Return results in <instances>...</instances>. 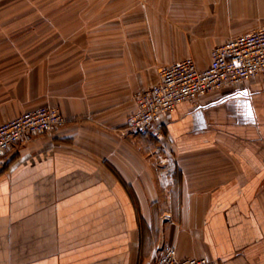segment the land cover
<instances>
[{
	"label": "crops",
	"instance_id": "obj_1",
	"mask_svg": "<svg viewBox=\"0 0 264 264\" xmlns=\"http://www.w3.org/2000/svg\"><path fill=\"white\" fill-rule=\"evenodd\" d=\"M229 4L45 0L15 15L0 0V124L41 105L66 119L0 163V264H155L164 246L264 264V78L177 105L164 156L125 127L162 68L205 69L228 37L264 27V0Z\"/></svg>",
	"mask_w": 264,
	"mask_h": 264
},
{
	"label": "built area",
	"instance_id": "obj_2",
	"mask_svg": "<svg viewBox=\"0 0 264 264\" xmlns=\"http://www.w3.org/2000/svg\"><path fill=\"white\" fill-rule=\"evenodd\" d=\"M264 78V27L231 37L211 52V61L199 69L191 57L177 61L159 71V81L134 95L135 109L127 116L125 127L163 145L162 117L177 105L225 87ZM66 124L56 106L41 105L0 124V163L7 152L30 135L52 133ZM155 264H222L211 257L180 259L174 246L161 248Z\"/></svg>",
	"mask_w": 264,
	"mask_h": 264
},
{
	"label": "rangeland",
	"instance_id": "obj_3",
	"mask_svg": "<svg viewBox=\"0 0 264 264\" xmlns=\"http://www.w3.org/2000/svg\"><path fill=\"white\" fill-rule=\"evenodd\" d=\"M45 0H16V6H15V9H14V14L15 15H18V14H31V15H35V14H39L40 12V8H41V3H43ZM224 1V10L226 12H228L227 10L228 9H231L232 6L229 4V0H223ZM238 1V0H237ZM50 3V2H49ZM145 3V2H144ZM237 6V5H236ZM238 9H241V6L238 5L236 7ZM31 25L33 26V29L35 30H39V25L40 23L39 22H32ZM179 30L181 32H183V29L182 28H179ZM190 35H187V39L188 41H192L194 42L197 47L199 48L200 47V43H202L203 41H207L208 39H203V38H199L197 36H191L189 37ZM231 37H228V39H230ZM209 40H212V39H209ZM36 41H39V38H33V42H36ZM155 142L157 143L158 147V155L160 154V156H164L165 153V150H167L166 146L164 145H160L156 140Z\"/></svg>",
	"mask_w": 264,
	"mask_h": 264
}]
</instances>
